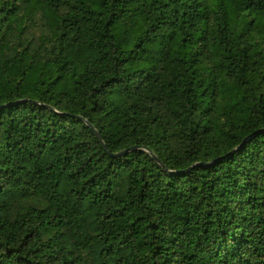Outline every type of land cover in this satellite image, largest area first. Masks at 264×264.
<instances>
[{
    "label": "trees",
    "instance_id": "16d2710c",
    "mask_svg": "<svg viewBox=\"0 0 264 264\" xmlns=\"http://www.w3.org/2000/svg\"><path fill=\"white\" fill-rule=\"evenodd\" d=\"M0 264H264V0H0Z\"/></svg>",
    "mask_w": 264,
    "mask_h": 264
},
{
    "label": "water",
    "instance_id": "95a60500",
    "mask_svg": "<svg viewBox=\"0 0 264 264\" xmlns=\"http://www.w3.org/2000/svg\"><path fill=\"white\" fill-rule=\"evenodd\" d=\"M81 121H84L83 118H80ZM95 133H96V136L98 137V139L101 141V143L103 144V141L101 139V136L99 135V133H97V131L93 128V126H91L90 123H86ZM103 146L105 147V149H107V147L105 146V144H103ZM119 156H123V154H119Z\"/></svg>",
    "mask_w": 264,
    "mask_h": 264
}]
</instances>
